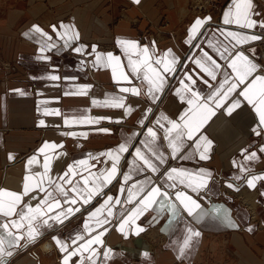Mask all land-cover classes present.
Segmentation results:
<instances>
[{
  "label": "crops",
  "instance_id": "crops-1",
  "mask_svg": "<svg viewBox=\"0 0 264 264\" xmlns=\"http://www.w3.org/2000/svg\"><path fill=\"white\" fill-rule=\"evenodd\" d=\"M16 1L0 3V57L14 63L16 68L7 78L0 79V188L10 191H22L26 175L44 171L45 153H38L37 150L45 141L60 145L47 152L51 157L50 174L53 178L63 175L68 170L67 166L73 162L88 161V164L79 167L74 164L78 175L72 177L73 182L80 175H87V171L103 168L105 164L102 161H106L110 167V158H97L96 154L116 147L125 137L136 133L132 144L139 146L148 126L157 131V143L161 148L166 153L170 152L164 134L165 127L170 125L165 121L156 125L154 121L161 112L178 120L180 113L188 107L187 102L181 101L175 92L179 80L184 79L185 71L193 76L204 91L216 83L194 64V59L203 51L213 54L208 40L213 39V34H216L217 39H222L217 33L218 28L240 30L239 26L226 25L223 20V13L232 4V0H203L212 6L200 12L190 8L189 0H140L139 4L134 0H45V3L43 0H28L31 9L36 7L39 12H31L32 16L28 15L30 12L26 13L29 19L20 25L18 9L13 8ZM253 13V18L264 19V4L259 0H253ZM208 16L211 20L201 28L202 34L198 33L193 44H188L186 41L190 25L195 18ZM61 21L75 24L79 29V40L71 41L68 46L63 44L51 27L55 24L59 28ZM33 24H39L48 32L52 41L32 31ZM248 31L264 36V30L259 26ZM26 32L30 34L26 36ZM117 37L135 39L141 45L148 44L150 49L154 41V47L159 50L157 55L171 48L180 57L181 63L177 65L176 73L168 74V83L157 100L153 101L145 95L144 87H141L140 95L121 91L122 87L140 86V81L131 73L127 56L116 43ZM42 39L56 46L41 54L39 49ZM260 39L241 45L239 50L264 67V52L262 56L261 48L257 45ZM80 44H86L88 48L77 53L74 48ZM92 45L97 46V51H112L121 55L125 71L133 76V80L116 81L111 67L93 66L95 55L89 54L92 53ZM41 55H47L50 59H41ZM214 58L224 64L218 56ZM49 73H56L59 79H51ZM257 74L264 73L258 69ZM200 76L208 80L209 84H205ZM217 79H222V76L218 75ZM80 84H90L92 87L81 90L77 87ZM16 89L22 92L14 91ZM108 94L124 96L125 107L105 106L104 102L112 99ZM93 99L101 103L93 104ZM127 105L132 106L131 113H128ZM149 107L152 108L150 113L147 112ZM44 108L58 109L59 114L45 113ZM85 116L111 119H99L90 124L64 122L65 117ZM141 119H144L143 124L139 123ZM40 120H44L45 124L41 125ZM257 123L258 115L246 101L231 114L221 107L201 129V133L213 141L207 152L209 158L201 159L199 152L193 158H181L195 147L194 140L188 141L182 153L175 157L168 156L167 164L161 169V173L167 167L211 170V179L205 189L199 193L186 190L209 213L215 206L221 207L239 227H231L211 214L196 221L184 209L172 216L167 209L160 211L153 205L137 220L144 230L139 233L133 230L125 235L118 228L121 205L117 204L109 224L102 226L108 228L101 237L104 244L93 245L97 249L96 264H264V179L258 180L255 188L248 186L244 180L236 179L237 176L264 173V131L257 133ZM101 128H109L111 131H99ZM67 132H75L77 135H66ZM129 151L131 155H123L118 165L120 172L111 183L106 184L102 194L98 193L88 205L78 200L77 205L73 206L70 201L62 200L61 208H54L53 212L48 213L49 216L69 206H78L80 210L63 219V222H53L52 227L41 229V234L27 243L21 239L20 244L14 246L13 254L5 258V264H63L64 254L53 237L67 240L74 232L81 230L88 211L103 203L107 195L114 198L120 196L123 201L127 188L149 175L163 187L165 178L161 173H150V170H133L130 180L124 181L122 173L129 171L135 155L134 147ZM251 152H256L257 158L246 160L244 157ZM33 155H37L38 160L29 166L28 160ZM239 164L248 167L249 172H242ZM88 165H95V168ZM229 183H235L238 187L232 188ZM80 185L83 186V180H80ZM121 186L125 187L123 194L120 192ZM66 187L71 190L70 185ZM34 191L38 192V189ZM32 195H25L24 203L35 205L44 193L30 200ZM245 197L253 198L254 208L250 204L252 199ZM110 203H114V200ZM153 217L156 219L153 220ZM3 219L0 216V222ZM187 224L199 229L201 235L193 240L192 248L180 256L179 248L186 235ZM100 230L95 229L88 236ZM105 252L108 253L107 257L104 256ZM84 255L85 264H90L88 253ZM79 258L80 254L77 253L70 264H77Z\"/></svg>",
  "mask_w": 264,
  "mask_h": 264
},
{
  "label": "snow or ice",
  "instance_id": "snow-or-ice-1",
  "mask_svg": "<svg viewBox=\"0 0 264 264\" xmlns=\"http://www.w3.org/2000/svg\"><path fill=\"white\" fill-rule=\"evenodd\" d=\"M134 2L139 4L140 0H134ZM253 16V0H232V4L223 13V20L226 25L239 26L240 30H230L228 27L223 30L218 28L217 33L222 39H217L216 34H213V39L208 40V45L213 49V54L203 51L201 55L195 57L194 64L199 66L211 81L216 82L207 91L197 85V81L193 79L189 72L185 71L183 73L184 79L179 80V87L175 89V92L181 101L187 102L188 107L180 113L178 120L172 119L166 113L161 112L154 121L156 125H160L161 121H165L167 125H170V127H165L164 133L168 141V148L171 149L170 152L166 153L161 148L157 143L159 140L157 131L152 126H148L144 139L140 141L139 146L132 144V138L137 135L136 133L125 137L123 142L116 147L109 148L104 153L96 154L97 158L99 156L110 158V167L107 166L106 161H102L105 164L103 168L96 171H87L85 169L87 175H80L79 179L73 182L72 177L78 175L74 164L79 167L88 164V161L73 162V164L67 166L68 170L63 175L53 178L50 174L51 157L47 152L49 149L60 147V145L55 142L45 141L43 146L37 150L38 153H45L44 171L26 175L22 191H10L7 188H0V216L4 217L2 222H0V264H5V258L13 254L14 246L19 245L21 239H25V243H27L39 236L41 229L52 227L53 222H63V219H67L68 216L80 210L78 206H69L49 216L48 213L53 212L54 208H61L62 200L70 201L73 206L77 205L78 200L82 201L84 205H88L98 193L102 194V189L106 184L111 183L120 172L118 165L123 155L125 153L131 155L130 148L134 147L135 155L129 166V171L122 173L125 182L130 180V173L133 170L141 172L150 170V173H161L162 167L167 164V157H175L182 153L188 141L194 140L195 147L189 149L181 158H193L195 153L199 152L201 159H208L207 152L210 150L213 141L201 133V129L221 107H224L227 113L231 114L235 108L246 101L258 115L257 133L264 131V74H257L258 69L261 73H264V67L257 64L243 50H239L241 45L261 38V36L248 31L257 28V26L264 30V19L257 20ZM210 20V16L195 18L188 29L186 42L193 44L197 34H202L201 28ZM51 27L56 31L57 36L63 41L65 46H68L73 40H79V29L76 28L74 23L65 24L61 21L59 28L55 24ZM32 31L42 34V37L47 38V41H52V36L39 24H33ZM29 34V32L25 33L26 36ZM40 43L42 44L39 49L41 54L56 46L55 43H46L43 39ZM116 43L122 53L127 56L131 73L134 74L135 79L140 81V86L122 87L121 91L140 95L141 87H144L146 89L145 95L153 101L157 100L159 93L163 92L168 83V74L176 73L177 65L181 63L180 57L171 48L157 55L156 53L159 50L154 47V41L152 42V49H150L148 44L141 45L139 41L126 37H117ZM194 46L199 47V45ZM91 47L92 53L89 54L94 53L95 55L93 66L103 65L104 67H111L113 78L116 81L133 80V76L129 75L128 71H125L121 55H116L112 51H97L96 45ZM86 48H88V45L80 44L74 48V51L80 53ZM251 51H254V49ZM214 56L221 58L224 64L219 63ZM40 58L44 60L50 59L47 55H41ZM48 75L53 80L59 79L56 73H49ZM218 75L222 76V79L218 80ZM65 79H68V77H65ZM200 79L205 84H209V81L204 80L203 76H200ZM77 87L81 90H87L92 85L80 84ZM14 91L22 92L20 89ZM108 96L112 97V99L105 101V106L110 104L113 107H125L124 96L118 94H108ZM100 103L93 99V104L99 105ZM43 111L45 113L54 112L59 114L58 109L44 108ZM127 111L131 113V105H127ZM151 111L152 108L149 107L147 112L150 113ZM99 119H111V117H65L64 122L65 124H90L98 122ZM39 123L43 125L45 121L40 120ZM139 123L143 124L144 119H141ZM99 131L109 132L111 130L109 128H101ZM198 133L200 134L199 136L197 135ZM65 134L70 136L77 135L75 132H67ZM82 135H87V133H82ZM241 151L246 152L247 150L242 149ZM89 156L91 157V154ZM244 158L246 160L257 158V153L251 152ZM37 160V155L30 157L28 160L29 166L37 162ZM88 166L95 168V165ZM238 167L244 173L249 172L248 167L242 164H239ZM161 175L165 178L163 187L160 183L154 182L150 175L145 176L142 181H137L127 188V195L123 201H121L120 196L114 198L112 195H107L103 203L94 210L88 211L87 219L83 221L82 229L74 232L67 240L59 236L53 237L60 251L64 254L63 264H70L72 257L76 256L77 253L80 254L77 264H85V253H88L90 264H96L97 249L93 245L104 244L101 237L108 231V228L102 226L109 224L117 204L121 205L118 228L125 235H128L133 230L137 233L144 230L137 223V220L153 205H156L160 211L167 209L172 216H176L184 209L193 215L196 221H200L211 214L231 227H239L231 215L221 207L215 206L209 213L202 208L200 201L186 190L190 189L192 193H199L202 189H205L211 179V170L167 167ZM236 179L244 180L248 186L255 188L256 182L264 179V173L237 176ZM80 180H83V186L80 185ZM66 185L71 186L70 191ZM229 186L232 188L238 187L235 183H229ZM37 189L38 192L34 191ZM120 192L121 194L125 192L124 186H121ZM29 193L33 194L30 200L35 199L40 193H44V196L35 205L30 202L24 203V196ZM113 200L114 203H110ZM133 202L135 203L133 204ZM124 205L129 207L125 208ZM104 212H106V215H103ZM8 217L12 219L9 220L7 219ZM155 219L156 217H153V220ZM95 229L101 230L94 235L88 236V234L94 233ZM249 230H251V225H249ZM200 235L199 229L187 224L186 235L179 248V255L184 256L186 250L192 248L193 240ZM78 241H81V243L78 244ZM108 251L111 252L112 249L109 248ZM107 255L108 253L105 252L104 256L107 257Z\"/></svg>",
  "mask_w": 264,
  "mask_h": 264
},
{
  "label": "rangeland",
  "instance_id": "rangeland-1",
  "mask_svg": "<svg viewBox=\"0 0 264 264\" xmlns=\"http://www.w3.org/2000/svg\"><path fill=\"white\" fill-rule=\"evenodd\" d=\"M6 1L7 0H0V3H5ZM189 1H190V4H189L190 5V8L192 10H196L198 12L203 11V10H207L208 8H210V6H212L211 4H205L204 5L205 8H203V1L202 0H189ZM259 1L264 4V1H262V0H259ZM45 2L46 1L43 0V3H45ZM13 8L18 9V12H19V15H20L19 18H18V20H19L18 21V24L19 25L22 24V23H25L26 19L30 15L31 16L33 15L32 13L39 12V9L36 8V7L31 9V6L28 3V0H17L16 3L14 4V7ZM28 12H30L28 14L29 16H25V14L28 13ZM67 12H69V11H67ZM16 26H17V24H16ZM158 32L159 31H157L156 33H158ZM259 41L257 42V45H258ZM262 49L264 50V44L262 45ZM15 70H16V68L14 67V63H12V62H10L8 60L3 59V57L2 58L0 57V79L1 80H4V78H7L8 75L12 74L13 71H15ZM245 199H248V200H251L252 199V202L250 204H252L253 205V208H254L255 203L253 202V198L252 197H250V198L249 197H247V198L245 197ZM251 216H253V215L251 214Z\"/></svg>",
  "mask_w": 264,
  "mask_h": 264
},
{
  "label": "built area",
  "instance_id": "built-area-1",
  "mask_svg": "<svg viewBox=\"0 0 264 264\" xmlns=\"http://www.w3.org/2000/svg\"><path fill=\"white\" fill-rule=\"evenodd\" d=\"M203 1V0H202ZM262 1H264V0H262ZM205 2V3H204ZM209 2H207V1H203V8H205V4H208ZM202 5V4H201ZM200 5V6H201ZM264 44V36L263 37H261V39H260V41H259V43H258V46L261 48V55L263 56V52H264V50L262 49V45Z\"/></svg>",
  "mask_w": 264,
  "mask_h": 264
}]
</instances>
